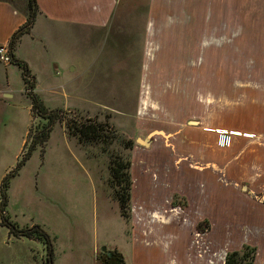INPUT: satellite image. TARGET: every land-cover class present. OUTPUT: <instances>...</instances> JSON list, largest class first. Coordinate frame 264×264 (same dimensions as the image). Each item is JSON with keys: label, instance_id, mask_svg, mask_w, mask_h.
<instances>
[{"label": "rangeland", "instance_id": "rangeland-1", "mask_svg": "<svg viewBox=\"0 0 264 264\" xmlns=\"http://www.w3.org/2000/svg\"><path fill=\"white\" fill-rule=\"evenodd\" d=\"M45 1L48 41L45 46L36 40L31 51L38 61L59 66L52 68L53 80H67L70 97L66 104L46 105L59 119L34 150L40 161L32 172L40 178L50 149L63 147L82 166L69 163L57 173L85 169L96 193H84L75 206L68 198L66 214H51L44 194L30 189L31 162L24 177L11 183L14 189L21 183L24 194L20 190L14 202L17 224L31 227L26 221L38 217L42 205L41 225L54 242L59 239L53 264H104L102 246L121 252L125 264H141L137 256L143 254L145 263L148 247L160 251L154 241L165 244L161 254L177 256L189 248L197 264H205L207 253L212 264H222L244 246L257 255L264 242L257 228L264 226V0H83L79 22L73 0ZM59 17L67 23L56 24ZM48 122L34 115L21 157ZM70 122L97 130L73 135ZM20 128L0 149V173L23 146L27 132L24 124ZM149 136L150 147L137 143ZM127 161L130 167L121 173L131 178V199L122 211L116 194L125 183L119 184L114 170ZM7 208L8 202L11 218ZM76 221L72 239L78 236L83 251L70 260L71 235L64 227ZM3 230L0 253L8 255L14 242L5 244ZM41 256L40 264H47L46 244Z\"/></svg>", "mask_w": 264, "mask_h": 264}, {"label": "crops", "instance_id": "crops-1", "mask_svg": "<svg viewBox=\"0 0 264 264\" xmlns=\"http://www.w3.org/2000/svg\"><path fill=\"white\" fill-rule=\"evenodd\" d=\"M36 2L39 7V10L35 17L34 23L28 32H25L21 35L20 39L16 42L15 47L13 49V54L15 59L25 62L28 65L29 73L26 75L23 68L17 63L13 62L11 65H4L0 62V149H3L4 146H10L9 143L12 139V135L13 133H17V130L21 129L20 128L21 124H24L25 133L27 132L26 139L24 137L22 140V145L23 144L25 145L31 127V122L32 119L34 118V113L32 110V99L29 95L30 93L32 92L39 93L44 103L50 107L55 106L57 101H60L59 104H61L62 100H64V103L66 104L67 101H69V97H70L66 89V85L68 84V81L66 80L62 82L61 81L55 82L53 80L54 75L52 74V68L58 70L59 66H56L54 63H47L46 61L45 63H42L38 61L37 58H35L32 54L31 45L36 40L41 42V45L43 44L46 46L47 44L48 37L46 36V32L44 31L48 30L46 21L47 18L50 17L49 15L50 12L48 10L46 1L36 0ZM71 3L73 5L76 4V7L74 6L72 8L74 10L76 21L79 22L78 19L83 21L81 13H84V9L82 6L84 4V1L76 0L74 2L73 0ZM80 5L81 8H79ZM29 13H30V8H29L28 0H0V44L11 42L14 34L21 27H24L27 24L29 20ZM79 15H81V17H79ZM54 18H58V16ZM67 19L68 18L59 17L56 24L62 23L60 22L61 20H64L65 21L64 24H66ZM39 21H40V25L38 26ZM40 27H41V32H39ZM59 29L62 30V26H60ZM64 64H65L64 68L66 70H68V68L71 66L69 62L68 63L66 62ZM32 85H34V87ZM61 105H63V103ZM24 145L22 146V148L20 146L19 152L14 154L15 155L14 157H16L15 162L13 164H10V166L8 165L7 168L1 171L0 180H2L5 177V175L10 171V169H13L15 165L18 163V161L22 158L21 154ZM62 150L64 152L63 147ZM63 152L61 151L60 147L51 148L47 155L48 157L46 160V164H47L46 166H48V168L47 170L46 168H44L45 172L40 176V178H36L38 174L35 175L34 172H32V169L34 166H36V164H38V162L40 161V157H39V152L34 151L29 161L20 169L19 173L11 179V183H12L15 182L16 178L23 176V173H25L28 165L31 162H33L34 164L32 165L31 169L28 170V174L31 175V178L34 181L33 184H35V186L34 185L32 186L31 184L30 189H32L34 192L36 191V189H38L40 190L39 193L44 194L41 196V198L45 203V209L47 210V206L50 207L49 212L51 214L57 210L60 211V214H66V211H68V209L65 207V203H66V199L68 198H69L68 199L69 204L75 206L74 203L77 204V202H79V198L83 196L84 193L87 194V193H91L92 191L96 193V189L92 177L88 173H86L85 169H81L83 170L82 173H77V171L74 169L73 171L74 174L72 175L66 173L63 174L57 173L58 172L57 168H60L61 166L64 168L69 163L73 165L78 163L79 165L82 166V163L80 162L77 156L75 155L69 156L66 153L63 154ZM66 176H68V180L66 179ZM71 181H73V183H71ZM21 185L22 184L19 183L15 187V189L11 185V187H9L8 189L7 209L9 215L11 216L12 219H14L15 222H16L15 218L18 217V215L14 213L15 209H13V207L15 200L18 199L17 193H19L21 190V195L24 196ZM24 187L27 188V186ZM12 198L14 199V201H12ZM54 201L55 202L57 201L59 204L54 205ZM260 203H264V202H260ZM32 213L29 214V216H32ZM41 213H42V205L40 206V208H37V211L35 213L38 214V217L33 215L26 222L27 223L30 222L31 224L30 226L34 225L35 223L41 225L42 224ZM19 225L22 226L21 223H19ZM78 226H80V222L76 221L75 223H73L72 226L64 227L65 232L71 235V238L67 240L70 243L69 245L70 249L68 254L70 260L72 259V256H74L73 254L76 253L78 254L80 251H83L77 249V246L82 245L80 239L77 238L78 236L77 237L75 236V240L72 239L73 232L77 234L76 231ZM0 227L5 229L3 230V236L4 237L6 236L8 239V240L4 239L5 244H8L11 238H12V242H14L13 246L11 247L12 249H8L9 251L8 255H5L6 253H8L7 251H5V254L0 253V264H6V263L10 264V262L11 264H40V259L42 257L41 255L45 249V244L41 240L24 237V236L22 237L16 236L14 233L10 231L8 227H6L3 224H0ZM42 227L45 229L44 226ZM257 228L258 230H261L264 233V226H261L260 224V227ZM82 231H83V227L81 232ZM94 238L97 239L96 235L95 237L93 236L92 240L91 238H89L90 239L89 247H92ZM60 241L61 243L63 242L62 238ZM181 241H185V239H182ZM54 243L55 246L59 245V239L56 240V242ZM153 243L154 244L157 243L156 246L161 244V249L157 248L160 251L155 252L151 247H148L147 250H145L146 251L145 256L147 255L146 258H148L146 262L144 263V258L142 257L143 254L137 256L138 258L136 259V261H139V263L141 264H183V263L197 264V254L196 252L193 253L189 252V248H188V253H185L186 249L182 248L181 251L177 253V256L172 253H170V255L168 253L167 255L166 253L163 252L165 254L164 255L161 254L160 252L164 250L163 245L165 244L157 241H154ZM136 250L141 251L140 248ZM0 252L4 253V250L0 249ZM206 256L209 259L205 258V264H212L211 263L212 254L207 253ZM79 258L83 259L84 256L81 255ZM222 261H223L222 264H224L225 259L222 258ZM254 264H264L263 241L260 243V245H258V253L256 255Z\"/></svg>", "mask_w": 264, "mask_h": 264}, {"label": "trees", "instance_id": "trees-1", "mask_svg": "<svg viewBox=\"0 0 264 264\" xmlns=\"http://www.w3.org/2000/svg\"><path fill=\"white\" fill-rule=\"evenodd\" d=\"M30 13H29V20L27 24L24 27H21L13 36L10 44L12 55H13V62L19 64L25 74L27 75L29 72L28 65L20 60H16L13 54V49L15 47L16 42L20 39L21 35L25 32H28L35 20V17L37 15L38 11V5L36 0H28ZM34 87V85H32ZM32 99V110L35 116H40L42 118L48 119V124H45L43 126V129H41L38 133H36L34 139H33V145L29 148V151L26 152V154L20 159V161L17 163L14 170L5 177L2 188H1V196H2V210H1V216H2V224L9 226L12 233L15 235H22L29 238H36L41 240L46 246L48 247V258H47V264H53L54 261V253H53V245H54V238L50 237L48 232L45 231V229L41 225H33L31 227L25 226L20 227L16 222L12 221L8 214H6V205H7V199L8 194L7 190L9 187L10 179L18 173V171L21 169V167L26 163L27 159H29L31 153L36 149L37 146L42 145L46 140L48 139L49 134L51 133V130L53 128V123L57 119H59L58 112L56 110L49 109L44 102H42V99L36 94V93H30L29 94ZM84 122L78 123V122H70L67 125L68 130L73 135H82V137L86 136L88 137L92 133H95L97 130L96 125L91 124L88 126H85ZM125 165V166H124ZM122 167L129 168L130 163L127 161L126 163H120L118 168H115V175L116 178L119 180V184L125 183V186L123 185L117 190L116 194V200L119 201L120 208L122 211H126V208L129 206V202L131 199V186L132 181L129 176V174H126V177L123 178V175L121 173ZM126 215V214H124ZM121 264H125V260L123 258V255L121 252L116 251ZM256 251L254 248H251L250 246H244L241 250H234L227 254L225 263L224 264H254L255 258H256ZM100 257V256H99Z\"/></svg>", "mask_w": 264, "mask_h": 264}, {"label": "flooded vegetation", "instance_id": "flooded-vegetation-1", "mask_svg": "<svg viewBox=\"0 0 264 264\" xmlns=\"http://www.w3.org/2000/svg\"><path fill=\"white\" fill-rule=\"evenodd\" d=\"M38 10H39V7H38ZM37 13H38V11H37ZM143 139V138H142ZM138 140V139H137ZM138 143V142H137ZM151 143V142H150ZM20 161V160H19ZM18 161V162H19ZM17 165V164H16ZM16 165H15V167H16ZM24 166V165H23ZM14 167V168H15ZM14 168H13V170H14ZM20 171V170H19ZM19 171H18V173H19ZM11 173V172H10ZM10 173H7L6 175H5V177L7 176V175H9ZM17 173V174H18ZM16 174V175H17ZM16 175H14L13 177H15ZM4 177V178H5ZM12 177V178H13ZM11 178V179H12ZM10 183L11 182H9V187H10ZM9 187H8V189H9ZM7 194H8V190H7ZM7 202H8V199H7ZM11 219V218H10ZM15 222V221H14ZM17 223V222H16ZM19 225V224H18ZM20 226V225H19ZM9 227V226H8ZM20 227H22V226H20ZM11 230V229H10ZM12 232V231H11ZM16 236H18V235H16ZM108 250V249H107ZM99 256H101V258L103 259V261H104V264H121V261H120V259H119V257H118V255H117V253L115 252V251H112V250H108L107 252H102L101 251V254L99 255Z\"/></svg>", "mask_w": 264, "mask_h": 264}, {"label": "built area", "instance_id": "built-area-1", "mask_svg": "<svg viewBox=\"0 0 264 264\" xmlns=\"http://www.w3.org/2000/svg\"><path fill=\"white\" fill-rule=\"evenodd\" d=\"M0 62L4 65H11L13 63V55L9 43L0 44Z\"/></svg>", "mask_w": 264, "mask_h": 264}, {"label": "water", "instance_id": "water-1", "mask_svg": "<svg viewBox=\"0 0 264 264\" xmlns=\"http://www.w3.org/2000/svg\"><path fill=\"white\" fill-rule=\"evenodd\" d=\"M192 124H198V122H193ZM151 136V135H150ZM150 136L142 139V138H138L137 142L145 147H150L151 143H150ZM245 190V189H244ZM101 251L102 252H107V247L106 246H102L101 247Z\"/></svg>", "mask_w": 264, "mask_h": 264}]
</instances>
